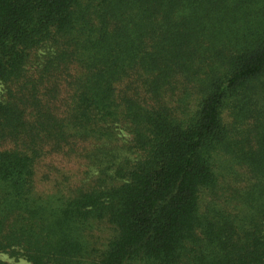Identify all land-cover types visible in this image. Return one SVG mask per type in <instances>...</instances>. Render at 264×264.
Returning a JSON list of instances; mask_svg holds the SVG:
<instances>
[{
    "label": "trees",
    "instance_id": "obj_1",
    "mask_svg": "<svg viewBox=\"0 0 264 264\" xmlns=\"http://www.w3.org/2000/svg\"><path fill=\"white\" fill-rule=\"evenodd\" d=\"M0 83V252L264 264V0H0Z\"/></svg>",
    "mask_w": 264,
    "mask_h": 264
},
{
    "label": "rangeland",
    "instance_id": "obj_2",
    "mask_svg": "<svg viewBox=\"0 0 264 264\" xmlns=\"http://www.w3.org/2000/svg\"><path fill=\"white\" fill-rule=\"evenodd\" d=\"M38 56L47 52L46 47H40L36 51ZM31 64V63H28ZM3 93V84L0 83V95ZM131 140V135L125 131L120 133L118 140L117 151L119 154H125L126 150L123 149L124 145L128 144ZM94 166H91L86 159L75 156H65L62 154H54L45 157L37 164V187L43 189L51 187L50 182L52 178L58 179L57 181H64L65 183H80L86 182L94 176ZM44 175H48L47 181L42 180ZM0 260L14 263V264H31L21 255H10L9 253L0 252Z\"/></svg>",
    "mask_w": 264,
    "mask_h": 264
}]
</instances>
